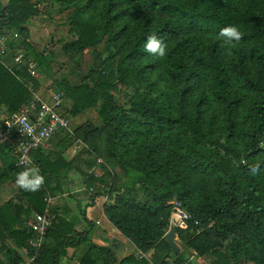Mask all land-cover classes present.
<instances>
[{
  "label": "trees",
  "instance_id": "16d2710c",
  "mask_svg": "<svg viewBox=\"0 0 264 264\" xmlns=\"http://www.w3.org/2000/svg\"><path fill=\"white\" fill-rule=\"evenodd\" d=\"M51 4L69 12L66 26L71 39L62 52L91 49L92 85L57 86L62 92L58 93L73 102L72 118L92 107L105 124L100 150L108 162L101 167L103 175L86 179V186L95 191L89 206L105 194L107 222L140 254L149 253L148 259L130 256L119 264H168L164 261L168 255L174 257L171 264H190L183 251L173 255L165 240L172 201L180 202L197 221L185 231L173 229L184 250L207 258V264H264V0H51ZM38 15L37 4L27 0L0 6V34L18 31L30 56L27 65L34 62L36 72L47 61L34 52L24 25ZM229 24L238 25L243 33L231 54L218 37ZM149 36L164 42L165 58L144 51ZM101 42L103 51H98ZM113 61L115 69L107 71ZM15 66L9 70L0 63V107L11 115L29 105L39 86L24 67ZM116 86L129 93L126 107L113 99ZM4 125L0 120V127ZM95 132L96 127H90L82 134ZM32 160L42 175H60V159L50 161L38 149ZM109 162L124 176L122 184L112 181L120 175ZM254 164H260L257 174L250 172ZM11 167L22 170L14 163ZM43 198L41 189L21 190L16 203L9 200L0 207V264H24L16 249L27 246L30 233L21 227V218L43 214ZM69 215L65 207L55 215L46 234L53 243L44 244L35 264H60L68 248L82 245L88 248L79 264H112L110 251L90 242L93 226L85 214L81 213L84 225L79 231Z\"/></svg>",
  "mask_w": 264,
  "mask_h": 264
},
{
  "label": "rangeland",
  "instance_id": "374dc122",
  "mask_svg": "<svg viewBox=\"0 0 264 264\" xmlns=\"http://www.w3.org/2000/svg\"><path fill=\"white\" fill-rule=\"evenodd\" d=\"M8 1L9 0H1L2 3H5V5L1 8H5ZM27 1L31 4H37V7L39 9L40 16L38 15V17L35 16V18H31L33 20L34 27H50L51 29L50 37L47 36L48 32L46 29L45 32H37L33 36V41L35 44L31 45V47L33 48L34 52L41 53L43 57L44 54H46V59L45 57L44 59L47 61L46 65L43 66V69L37 70L36 75L31 76L37 79L39 83V86L37 87L35 92L42 89L43 94H45L46 92H48L49 87H52L53 93H62L57 87L61 82L68 84L70 87H76L81 83H88L91 86L92 83L90 82V79L92 78V75L88 74L89 65L91 63V49L85 50L81 54H64L61 50L62 45L71 39V36L67 34L66 26L69 12H60L57 7H52L51 0H32L33 2L29 0ZM49 8H51V11H49ZM46 10L49 12L46 13ZM54 27H57V29H55ZM11 36L13 39L11 45H14L15 43H21L23 41V38L16 30L12 31ZM50 40H52V42ZM53 47L54 49L52 50ZM103 47V42H101L96 46V49L98 51H103ZM19 50L21 51L20 53H22L25 61H28L30 56L24 51L22 46H20ZM31 64L34 65V62H31ZM19 67H24V69L29 72L26 66L19 65ZM113 69H115V61L111 62L108 65L107 71ZM128 95V91L122 86H116L112 90L114 101L117 105L123 107H126L128 105ZM62 97L63 101L61 114L68 118L70 122V129L56 135L59 136V138H61L62 140L56 145L53 151H49L47 154L42 153L43 156L50 161H53L54 159H60L62 163L60 166V175H45V183L41 187V190H43V199L46 204L45 209L53 212V214L58 217L63 211V208H67L70 211L69 222L74 225L77 231L80 230L77 223H79V220H81V213L83 211L81 209L78 210V208L81 207L80 206L76 209L77 214H74L68 206H60L65 203L66 200L75 196L74 189L67 188V177H64L62 173H68L70 170V172H72V169L79 170L81 179L80 181H78L76 186L77 190H80L79 193L81 195L79 196V198H74V200L76 202H80V204H82V202L85 200L90 201L91 196L95 191L86 186V179L91 174L96 177H100L101 175H103L104 173H102L101 167L108 162L105 160L100 150L102 149L105 142L106 130L105 124L97 114V108H87L86 110L79 113L75 118H72L71 108L73 102L64 95H62ZM100 103L101 101L98 100L97 107L100 105ZM21 108L18 111L14 112L12 115L17 114L21 110ZM5 109L6 108L4 106L0 107V120H4L12 116L11 114H8ZM80 127L83 128V130L80 131L82 133H84L85 129H89L90 127H96V132L94 133V135L88 136L82 133H79V135H77L75 131ZM67 137H70V139H68ZM9 152L10 159L16 160L14 149L9 150ZM52 153L53 156H51ZM109 166H111V169H114L115 172L119 173L120 175L113 177L112 181L122 184L124 182V176L120 174L121 172L119 168L111 163L109 164ZM20 171H14L13 173H11L12 180L9 184H6L7 186L4 188L5 194L3 198H0V203L6 200L13 201L14 203L17 202L21 190L18 189L15 185V178L16 174ZM109 179H111V177H109ZM105 189L106 190H104V192L106 193L107 187H105ZM89 193H91V195H89ZM1 196L3 195L0 194V197ZM101 196H103L102 200H105V194H102ZM139 200H142L141 193L139 194ZM23 203H25V201ZM70 204H73V201L70 200ZM33 214L34 213L23 215L21 220L26 223L31 219ZM24 223L21 227H23V229L27 231ZM47 238H50L49 235L45 236L44 242L46 246L48 245L46 243ZM180 245L183 248V245L181 243ZM23 249L22 251L26 253V247H24ZM167 258L169 260H172V256L170 255H168ZM31 264H35V262Z\"/></svg>",
  "mask_w": 264,
  "mask_h": 264
},
{
  "label": "built area",
  "instance_id": "2783aa9c",
  "mask_svg": "<svg viewBox=\"0 0 264 264\" xmlns=\"http://www.w3.org/2000/svg\"><path fill=\"white\" fill-rule=\"evenodd\" d=\"M12 40L10 33L0 34V57L6 54L7 46ZM13 61L15 65H27L28 62L21 53L16 54ZM27 68L30 76L36 75L34 65L29 63ZM62 101L63 97L59 93L51 94L48 101L33 95L27 107L21 108L17 114L8 117L4 129L0 127V144L14 147L17 165L22 169L33 165L34 152L42 148L56 133L69 128L68 118L61 114ZM13 135L17 137L16 142L13 140ZM171 205L170 229L185 231L191 223L197 225V221L180 202L172 201ZM54 222L55 215L46 209L43 214L36 213L25 223L26 230L30 233V239L27 242L29 258L25 264L35 262L44 247L45 236Z\"/></svg>",
  "mask_w": 264,
  "mask_h": 264
},
{
  "label": "crops",
  "instance_id": "0c3cea01",
  "mask_svg": "<svg viewBox=\"0 0 264 264\" xmlns=\"http://www.w3.org/2000/svg\"><path fill=\"white\" fill-rule=\"evenodd\" d=\"M29 1H32V0H29ZM2 2L0 0V6L1 7L5 5V3H2ZM36 17H38V16H36ZM33 18H35V16ZM24 28L27 29V32L29 35V39L27 41L31 45L35 44L33 41V39H34L33 36L37 32H41V31L45 32V29H46L48 32L47 36L50 37V31H51L50 27H34L32 19L30 20V22L28 24L24 25ZM54 28L57 29V27H54ZM50 41L52 42V40H50ZM12 42H13V40H12ZM12 42H10V43L12 44ZM21 43H15V44L13 43L14 45L8 44L6 54L4 56L0 57V63L3 64V66L9 70H13V69L17 68L15 66L14 61H13V58L16 56V54L21 52L19 50ZM53 49H54V47L52 48V50ZM44 57L46 59V54H44ZM33 94H34V96H37L44 101H48L51 97V94H53L52 87H49L48 92H46L45 94H43L42 89H40L39 91H37ZM0 118H1V116H0ZM3 122H5V119L3 120ZM69 129H70V125H69L68 129L56 133L42 148H40L42 153L47 154L49 151L50 152L53 151L54 148L56 147V145L58 143H60V141L62 140L61 138H59V136H56V135H58L59 133H62L64 131H68ZM3 144L4 143L0 144V194L3 195L0 198L4 197V194H5L4 188L7 186L6 184H9L12 180L11 179L12 178L11 173H13L14 171H17L11 167L12 163H14V167H15V165H17V163H15V162H17V160L13 161L12 159H10V152L11 151L9 152V149H11V148L7 147V149H6L5 146H2ZM13 149H14V147H13ZM79 169H80V167H79ZM69 172L68 173H62V175L64 177H67L66 178L67 188L74 189L75 196L73 198L66 200V202L60 206L61 207L68 206L69 209L74 214H77L76 209L81 206L80 208H78V210L81 209L83 211L86 218L91 222V224L93 226V229L89 235L90 242L97 247H102V248L108 249L110 251V254H111V260L114 261L112 264H119L122 260H124L130 256H138L140 258L143 257L144 259H148L149 253L140 254L138 252V250L134 247V245H132L126 238L121 236L120 233L107 222V220L104 216V212H103L104 204L108 203L107 196H105V200H102L103 196L100 195L97 198L95 205H91V206H89L90 202L88 200L83 201L82 204H80V202H78V201L76 202L74 200V198H79V196L81 195L79 193L80 190H77V186H76L78 181H80V179H81L80 174H79L80 171L77 169H74V170L72 169V172H70V173ZM70 200L73 201V204H70ZM7 201H9V200H6V201L0 203V207ZM52 211H54V210H52ZM34 214H36V213H34ZM77 224H78L79 228L83 227L84 222H83L82 216H81V220H79V223H77ZM173 241L179 249L178 254L183 251L184 255L187 257V262H189L190 264H207V262H208L207 258L197 257L194 255V253L191 250H184V247L183 248L181 247L180 241L178 240L176 235L174 236ZM46 243L48 245H52L51 244V243H53L52 239L47 238ZM24 247H26V249H27V246H24ZM24 247H22L20 249H16V250L19 253V255L22 257V259L24 261L23 263L25 264L29 258V252L27 249L26 253H24L22 251V249ZM87 248H88L87 245H82L81 247H79L77 249L68 248L66 250V252H67L66 255L64 257H62L60 264H79L82 256L87 251ZM170 256H172V255H170ZM0 259H1L0 262L3 261L2 253H0ZM173 260H174L173 256H172V260H169L167 258V256L164 258V261L168 264H171ZM244 264H252V263L246 262Z\"/></svg>",
  "mask_w": 264,
  "mask_h": 264
},
{
  "label": "clouds",
  "instance_id": "9594fccd",
  "mask_svg": "<svg viewBox=\"0 0 264 264\" xmlns=\"http://www.w3.org/2000/svg\"><path fill=\"white\" fill-rule=\"evenodd\" d=\"M218 37L222 38L223 44L229 49V54H231V48L235 46V43L243 39V33L238 25L229 24L219 30ZM144 51L161 59L167 56L166 45L156 36H149L147 38ZM261 147H264V145ZM259 170L260 164H254L250 167L252 174H257ZM44 183L45 177L41 174L39 167L35 165L25 167L24 170L16 174L15 178L17 188L28 192L40 190Z\"/></svg>",
  "mask_w": 264,
  "mask_h": 264
},
{
  "label": "water",
  "instance_id": "95a60500",
  "mask_svg": "<svg viewBox=\"0 0 264 264\" xmlns=\"http://www.w3.org/2000/svg\"><path fill=\"white\" fill-rule=\"evenodd\" d=\"M174 236H175V234L173 232V229H169L168 233L165 235V240L169 246V249L172 251V253L174 255H177L179 252V249L173 241Z\"/></svg>",
  "mask_w": 264,
  "mask_h": 264
}]
</instances>
